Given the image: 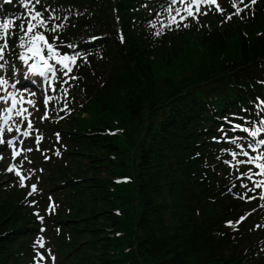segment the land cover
I'll return each instance as SVG.
<instances>
[{
	"label": "trees",
	"instance_id": "trees-1",
	"mask_svg": "<svg viewBox=\"0 0 264 264\" xmlns=\"http://www.w3.org/2000/svg\"><path fill=\"white\" fill-rule=\"evenodd\" d=\"M23 1L0 0L17 26ZM229 2L218 0L223 13L213 8L184 21L187 28H168V0H41L45 16L49 8L68 17L56 21L66 24L60 50L72 53L66 45L75 44L88 62L78 61V79L67 86L73 111L48 130L67 144L56 170L48 167L56 206L45 226L26 189L0 177V264H30L33 239L46 227L59 264H264V226L246 213L257 200L240 199L238 173L221 164L219 148L264 100V0L231 20ZM16 45L10 38L12 61ZM182 60L187 74L155 75L156 61ZM114 126L123 136L105 129ZM124 174L132 181L119 186L112 176Z\"/></svg>",
	"mask_w": 264,
	"mask_h": 264
},
{
	"label": "snow or ice",
	"instance_id": "snow-or-ice-1",
	"mask_svg": "<svg viewBox=\"0 0 264 264\" xmlns=\"http://www.w3.org/2000/svg\"><path fill=\"white\" fill-rule=\"evenodd\" d=\"M6 3H11V0H5ZM41 0H26L25 7L27 12L25 17L22 19V22L17 26L14 21L8 19L0 23V73L4 72L9 66V61L6 59V54L12 49L9 46V39L15 38L17 40L16 50L18 54L15 59L19 60L23 65L27 66V74L38 75L42 77L44 81L47 82L48 88L55 92L58 91L56 87V82L60 83V86L68 84L69 80L75 81L78 79L77 76L72 75L74 68L79 67L78 61L83 60L85 63L88 62L87 54L76 51L77 45L67 44L66 47L73 49L71 54L67 52H62L60 50V33L66 26L65 23H56V21L63 19L67 21L68 17H61L56 9L46 8L45 11L48 12V15L45 16L44 12L37 11L35 9L36 4H40ZM257 0H249L248 3H245V0H232V7L235 11L227 16L228 20H231L233 16H239L245 9H249L251 5H254ZM243 5V7H240ZM215 8L216 11L223 13V9L220 7L218 0H168L166 11L169 13L170 19L167 24L163 27L171 28L172 25L180 27L181 24L183 27L187 28L189 25L184 23V21L192 18L198 22L200 15H207L209 11H212ZM203 9V10H202ZM155 27V24H153ZM18 28V33L12 29ZM51 33L52 40L49 41L48 34ZM157 36L162 34V31H157L155 33ZM92 39H96L93 37ZM123 41V37H121ZM13 74L17 72L15 64H11ZM16 81H10L5 75L0 74V91L4 94L0 95V102L6 105V107L0 109V145L8 146L12 149V159L15 160L24 152H31L33 149L23 147L24 141L20 137H30L33 136V132L37 133L34 138L36 141L37 149L39 150V144L43 139L42 135H39L38 129H34L32 120L30 119L31 113L27 108L18 107L23 103L33 105L35 107V102L32 99H27L23 96H17L16 93L10 91L9 88L16 87ZM64 95H68L67 88H63ZM53 99L52 96L46 95L44 97V104L47 107L49 102ZM65 108L67 105L65 104ZM257 108L260 109L257 112V115H260V112H264V100H261L257 105ZM62 111L64 109H61ZM13 116L19 117V122L13 119ZM48 113L47 110L44 113V116L41 119H47ZM11 126H9V122ZM26 122V127H25ZM260 124L264 125V118L260 120ZM240 130L249 134L250 137L255 138L261 132H264V127H256L254 129H249L243 127L242 125H234L233 131ZM15 131L18 135L12 137L11 139H5V132ZM115 134V133H113ZM59 139V133L56 134ZM215 139V138H214ZM237 138L232 139L233 144H237ZM19 144V147L17 145ZM264 145V139L253 140L247 144V148L251 149L253 152L258 151L259 146ZM240 148V152L233 151L231 156L235 161V165H251L255 164V167L259 169V172L253 173L252 169L249 168L247 172H242L241 177H246L249 180H252L253 187L248 188L246 184L241 186L248 189V192H255L257 188L264 189V180H253V176L264 177V162L256 163L259 161H264V153L252 156L249 151L245 150L244 145L237 144ZM59 155V151L56 152ZM242 155L247 159L239 160L237 156ZM47 158V157H46ZM0 159H3L0 156ZM27 159V157H25ZM31 161H29L30 163ZM226 164H230V161H224ZM23 161H21V166ZM234 165V166H235ZM8 172H14L19 178L20 187H25V181L30 178V176L24 175L21 171L20 166L16 164H11L6 169ZM37 190L35 184L31 185V191L28 195H32ZM249 199L254 200L256 196H247V194L240 196V199ZM259 199L264 200V191L259 193ZM264 207V205H261ZM42 219V217H41ZM246 217L242 216L239 218V221H243ZM232 226L233 222H227ZM36 245L40 248L44 247L43 238H38ZM50 252V250H49ZM36 259L39 261L44 260L42 253H37ZM55 258L53 257V260Z\"/></svg>",
	"mask_w": 264,
	"mask_h": 264
},
{
	"label": "rangeland",
	"instance_id": "rangeland-1",
	"mask_svg": "<svg viewBox=\"0 0 264 264\" xmlns=\"http://www.w3.org/2000/svg\"><path fill=\"white\" fill-rule=\"evenodd\" d=\"M219 1L221 2V0ZM227 1L232 2V0H227ZM25 4L21 5L22 12L19 11L17 13V16L26 15L27 8L25 7ZM37 5L38 4L35 5V9L37 8ZM166 7L163 9V14L165 16L164 18H166L165 24H167L170 19L169 13L165 10ZM10 17H13V16L6 15L4 13V10H0V23L8 19L12 20V18ZM190 19L193 20L192 18ZM208 22L210 26H213L215 24L213 18H208ZM196 46H197L196 47L197 54H199L198 52L200 50L199 45L197 44ZM194 53H195L194 50L189 53L190 59L192 60H196V56L193 55ZM6 59L9 61V66L6 68L4 72L0 74L5 75L10 81L17 82L15 88H11V87L9 88L10 91H13L14 93H16L18 97L23 96L25 100L32 99L35 102V107L27 103H23L22 105H19L18 107L27 108L28 111L32 114L30 119L32 120L34 129L39 130L38 134L42 135L43 139L41 140L39 144V150H36L37 145H36L34 136L37 133L33 132V136H30L27 138L20 137V139L24 141L23 147L25 149L31 148L33 150L31 152L22 153L15 160L12 159V149L8 146L0 145V156L3 157V159H0V177L2 179V182L5 180V181H9V183L20 186L19 178L17 177V175L14 172L6 171V169L11 164H16L17 166H20L21 171L24 173V175L30 176V178L25 181L26 186L23 188L26 189V192L28 195V193L31 191V185L35 184L37 186V190L32 195H28V197L29 199H31L30 200L31 206L35 208L38 216L42 217V220L40 221V226H45L47 217L49 216L50 211L53 210V208L56 206V202L53 199L50 189L46 187L48 183L47 176L50 173V171L48 170V167L52 165V168L56 170V166L58 162L62 161L61 159L64 155L62 153L61 148L62 149L65 148L67 144L66 141L61 140L60 135H59V139L57 138L56 134L58 132L53 133V135L51 136L48 130L50 129V126H52L53 123L61 117L60 115V112L62 111L61 109H64L62 111L64 113H69L73 111V107L70 106V104L73 102V98L70 97L69 92L67 96H65L63 92V88H67L68 90L67 86L70 85V81L72 80H69L68 84L63 85V87L60 86L59 82H56V87L58 91H55V92L51 91L48 88V84L46 87H40V85L36 87L37 84H40L41 80L43 79L42 77L40 78V82H39V80H37L35 76H30L29 74H27L26 66L23 65L19 60L16 59L12 61L8 57L7 54H6ZM13 63L15 64L16 69H17V72L15 75L13 74V71L11 68V64ZM190 69H191V65L189 61H184V60L175 62L174 65L171 67H166L165 65H162L161 63H159V61H156L154 64V72L156 76H170L173 78H179L180 76L185 75L188 72H190ZM28 83H34L35 87L30 86ZM3 94L4 93L0 91V95H3ZM46 95H50L53 97V99L49 102L47 107L44 104V97ZM65 104L67 105V108H65ZM258 104H259V101L257 102V105ZM257 105H256V111L259 112L260 109L257 108ZM5 106H6L5 104L0 102V109L4 108ZM46 110L48 113V118L42 120L41 117L44 116V113ZM257 112L254 113L257 117L251 120L250 125L248 126L244 124H239V125H242L243 127H247L249 129H254L256 127H264V125L260 124V120L264 118V112L262 113L260 112L259 116L257 115ZM81 115H85V114L83 113ZM13 119L19 122L20 118L13 116ZM11 123L12 122L10 121L9 126H11ZM233 126H231V131L225 134L223 136V139L219 141V148L222 150L223 157H224L222 159L223 161L221 164L227 167L228 169H231L230 173L232 174H235V172L238 173L236 177L235 176L234 177L231 176V177L233 179L234 185L240 188L243 194H246V192L249 195L253 193L254 194L253 196L257 197L256 200H257L258 205L253 210H251L250 212H246V213L254 212L258 225L264 226V207H261V205H264V200L259 199V193L261 191H264V189L257 188L255 192H248V189L241 186L242 184H246L248 188L253 187L252 180H249L246 177H241L242 172H247L248 169L251 168L252 172L256 173V172H259V169L255 167V164L235 165V161L233 160L231 156V152L233 151L240 152V148L237 146V144L244 145L245 150L249 151L250 155L252 156H257V155L264 153V145L259 146L258 151L256 152H253L251 149L247 148V144L249 142H253L254 139L255 140L264 139V132H261L257 137L252 138L246 132H243L240 130L233 131ZM25 127H26V122H25ZM105 129L112 131V135L113 133H115L114 135H117L119 137L123 136L122 129L119 126L109 127ZM4 135H5V139H11L12 137L17 136L18 134L15 131H13L11 133L5 132ZM237 137L239 138L237 141V144H233L231 142L232 139L237 138ZM17 147H19V144L17 145ZM69 148H70V145H69ZM57 151H59L60 153L59 155L56 154ZM25 157H27V159H25ZM65 159L67 160L66 167H69V165H71L70 156L66 155ZM237 159L243 160L247 158L242 155H239L237 156ZM21 161H23L22 166H21ZM29 161L31 162L29 163ZM224 161H230L231 163L226 164L224 163ZM261 162H264V161L258 160L256 163H261ZM77 163L80 164L79 166H82V163H83L82 157H79V160L77 161ZM73 164L74 166L76 165L75 160ZM127 173H130V172H127ZM112 178L116 180L115 181L116 184H120L119 186H128L130 184L129 182L132 181V177L126 174L113 175ZM253 180H264V177L253 176ZM43 198H45V202L43 201ZM116 234L118 235V233ZM41 237L43 238V243H44L43 248H40L38 245H36V241L38 240V238H41ZM33 240H34L33 253H32V258L29 261L30 264H38V260L36 259L38 252L42 253L44 256V260L39 261V264H59L58 257L60 255L57 249V244L51 232L48 230V227H46L44 230L41 229L36 234ZM53 257L55 258L54 260H53Z\"/></svg>",
	"mask_w": 264,
	"mask_h": 264
}]
</instances>
